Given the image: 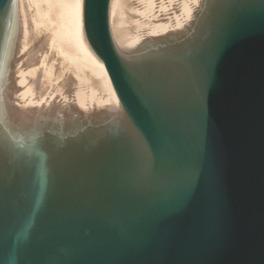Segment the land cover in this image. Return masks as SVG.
I'll return each mask as SVG.
<instances>
[{"label": "water", "instance_id": "water-1", "mask_svg": "<svg viewBox=\"0 0 264 264\" xmlns=\"http://www.w3.org/2000/svg\"><path fill=\"white\" fill-rule=\"evenodd\" d=\"M0 264H264V0H0Z\"/></svg>", "mask_w": 264, "mask_h": 264}]
</instances>
